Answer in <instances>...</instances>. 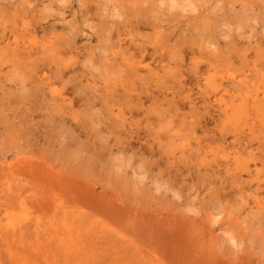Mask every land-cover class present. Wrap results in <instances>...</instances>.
<instances>
[{
  "label": "rangeland",
  "instance_id": "374dc122",
  "mask_svg": "<svg viewBox=\"0 0 264 264\" xmlns=\"http://www.w3.org/2000/svg\"><path fill=\"white\" fill-rule=\"evenodd\" d=\"M0 264H264V0H0Z\"/></svg>",
  "mask_w": 264,
  "mask_h": 264
},
{
  "label": "bare ground",
  "instance_id": "6f19581e",
  "mask_svg": "<svg viewBox=\"0 0 264 264\" xmlns=\"http://www.w3.org/2000/svg\"><path fill=\"white\" fill-rule=\"evenodd\" d=\"M23 56V55H22ZM23 83V82H22Z\"/></svg>",
  "mask_w": 264,
  "mask_h": 264
}]
</instances>
